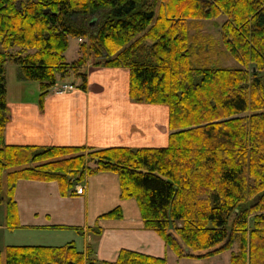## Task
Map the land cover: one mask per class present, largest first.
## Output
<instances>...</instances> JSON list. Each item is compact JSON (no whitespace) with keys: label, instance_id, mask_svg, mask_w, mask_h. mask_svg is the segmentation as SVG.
<instances>
[{"label":"trees","instance_id":"obj_1","mask_svg":"<svg viewBox=\"0 0 264 264\" xmlns=\"http://www.w3.org/2000/svg\"><path fill=\"white\" fill-rule=\"evenodd\" d=\"M222 14L220 41L243 67L213 64L215 38L191 32ZM70 36L82 39L72 62ZM9 60L20 80L39 82L41 105L63 78H81L85 88L90 61L127 70L132 99L168 107V143L6 144ZM100 171L119 175L121 197L136 199L145 227L177 256L203 258L237 243L231 264H264V0H0V202L9 225L19 223L18 179L56 180L62 195H73ZM102 216L120 217L121 207ZM5 264L167 259L121 249L116 260H99L91 245L72 239L8 245Z\"/></svg>","mask_w":264,"mask_h":264},{"label":"crops","instance_id":"obj_2","mask_svg":"<svg viewBox=\"0 0 264 264\" xmlns=\"http://www.w3.org/2000/svg\"><path fill=\"white\" fill-rule=\"evenodd\" d=\"M84 70L85 88L63 78L75 83L77 89L61 93L54 86L43 105L40 94L8 100L5 143L93 148L168 143V107L132 99L127 70L93 62ZM76 185L84 187L83 194L62 195L56 180L18 179L14 192L18 225H9L7 204L0 202L2 262L11 244H61L72 239L83 249L91 245L99 260L114 261L121 249H131L166 257L167 264L171 257L182 261L184 257L177 256L156 231L145 227L136 199L121 197L116 172L89 174ZM117 206L122 216H102ZM204 258L193 259L200 263Z\"/></svg>","mask_w":264,"mask_h":264},{"label":"rangeland","instance_id":"obj_3","mask_svg":"<svg viewBox=\"0 0 264 264\" xmlns=\"http://www.w3.org/2000/svg\"><path fill=\"white\" fill-rule=\"evenodd\" d=\"M225 19H226V15L222 14L215 19L201 20L200 29H198L197 26H195V24L193 23L191 32L196 33L199 30L202 35L203 34L211 35L213 38H215L216 51L212 53L213 64L218 66L243 67V64L238 59H236L220 41L219 26L222 24V22ZM95 21L96 18L94 16L92 17L91 23L95 24ZM81 41L82 39L79 37L76 36L69 37L68 48L65 51V57L68 62H72L78 57L79 55L78 50ZM6 78H7V101L8 100L11 101L16 97H20V96H34L35 94L36 95L40 94V89H39L40 85L38 81L19 80L18 65L12 60H9L6 63ZM66 80L76 82L77 85H79L81 82V78H77L75 76H70L66 78ZM66 80L63 81L61 79L56 85V88L57 86H60L61 84L64 83H72L75 85V83L67 82ZM77 85L75 86L78 87ZM237 249H238V244L235 243L231 249H226L216 255L206 257L200 263L190 257H184L183 259H181L182 261L180 262L177 261L179 260V258L177 259L171 257L169 259L168 264H231L230 263L231 253L233 250H237ZM2 264H5V258H3Z\"/></svg>","mask_w":264,"mask_h":264},{"label":"built area","instance_id":"obj_4","mask_svg":"<svg viewBox=\"0 0 264 264\" xmlns=\"http://www.w3.org/2000/svg\"><path fill=\"white\" fill-rule=\"evenodd\" d=\"M77 89V87L72 84V83H64L61 84L60 86H57L56 90L61 93H66L70 92ZM76 192L78 194H83L84 193V187L82 185H76Z\"/></svg>","mask_w":264,"mask_h":264}]
</instances>
